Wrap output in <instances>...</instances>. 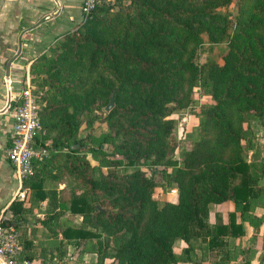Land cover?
Instances as JSON below:
<instances>
[{"label": "trees", "instance_id": "obj_1", "mask_svg": "<svg viewBox=\"0 0 264 264\" xmlns=\"http://www.w3.org/2000/svg\"><path fill=\"white\" fill-rule=\"evenodd\" d=\"M253 1L236 21L222 63L199 64L196 57L202 33L209 30L203 18L227 21L221 9L232 0H129L114 12L97 5L79 29L49 47L51 56L34 60L31 77L43 71L52 78L41 86L50 84L57 92L45 96L30 84L38 95L42 125L33 145L48 155L34 161V172L23 183L27 198L13 199L9 209L13 220H25L33 206L46 202L44 218H33L51 250L45 256L42 246L45 264H64L59 260L68 245L77 262L84 252H93L96 264H108V256L115 264L200 263L192 255L201 242L220 256L215 264H227L232 256L227 238L243 235V226L235 212L228 213L227 223L220 216L209 223V204L232 201L242 220L255 227L264 221V215L249 213L255 204L264 206V184L259 183L264 161L255 174L241 143L246 113L264 127V0ZM198 84L206 86L212 101L202 111L196 139L180 161L168 157L164 162L175 167L169 181L177 187L176 201L159 203L154 183L143 173L104 174L83 158V145L72 148L82 144L74 134L81 114L96 102L107 105L113 94L114 106L104 118L117 125L124 164L163 159L173 127L167 116L190 103ZM44 99L58 106L42 104ZM55 115L60 130L49 137L56 123L47 118ZM111 165L121 163L114 160ZM59 182L64 188L57 189ZM19 235L22 257L35 258L26 231ZM177 239L187 243L180 255L173 250Z\"/></svg>", "mask_w": 264, "mask_h": 264}, {"label": "crops", "instance_id": "obj_2", "mask_svg": "<svg viewBox=\"0 0 264 264\" xmlns=\"http://www.w3.org/2000/svg\"><path fill=\"white\" fill-rule=\"evenodd\" d=\"M80 1L0 0V210L7 208L12 213L9 204L19 184L15 171L5 156L12 128L10 106L16 102L23 87L22 78L24 77V82L29 81L30 66L37 55L42 53L55 38L61 36L64 30L72 27L78 17L74 4ZM10 60L9 73H7V63ZM64 186V183L59 182L57 189H62ZM222 203L215 205L216 208L213 207L215 212L209 211L208 222L215 223L217 216H220L222 222L227 223L228 213L235 212L236 221L242 223L244 230L241 236L227 238V248L232 251L227 264H246V260L250 262L249 264H261V257L264 255V221L255 227L249 219H241L232 201ZM45 206L46 202L40 201L39 205L33 206V212L28 218L21 220L25 224L26 235L31 240L30 252L39 258H41L42 246L46 244L43 242L42 228L34 223L33 218L42 220ZM249 213L264 215V206L255 204ZM34 228H36L35 234ZM176 242L178 246L174 244L173 250L180 255L187 243L181 239ZM201 243L195 246L192 255L200 263L193 260H179L175 264H215L220 256L216 255V250H210L205 243ZM73 250V246L68 245L66 256H62L59 261L64 264H96V253L84 252L77 262L76 255L72 254ZM243 252H246L247 256Z\"/></svg>", "mask_w": 264, "mask_h": 264}, {"label": "rangeland", "instance_id": "obj_3", "mask_svg": "<svg viewBox=\"0 0 264 264\" xmlns=\"http://www.w3.org/2000/svg\"><path fill=\"white\" fill-rule=\"evenodd\" d=\"M127 4L129 0H100L98 5L110 6L111 12H114L119 7V4ZM253 0H232L230 5L226 9H221L227 17L226 20H222L218 17H205L204 23L208 27V32L202 33L203 43L198 50L196 61L199 64H205L211 61H216L222 63V56L225 54L228 46V40L230 36L234 33L237 24L236 21L242 16L243 9H250L253 5ZM81 1L78 4H74L75 10H77L78 17L76 18L74 24L69 29L63 31L61 36L55 38V40L47 45L45 50L37 55V58L42 54L51 56L48 52L49 47L64 36L68 32H74L79 29L84 21L81 14ZM217 9H220L217 8ZM89 19V18H88ZM34 62V61H33ZM32 62V63H33ZM42 71V70H41ZM64 73V72H63ZM36 76V78H35ZM48 78L51 81V76H48L43 71L37 75L29 76L30 84L34 85L40 92L45 91V96L52 97L56 92V89L52 88L50 84H44L41 86V82ZM21 85L24 86V77L22 78ZM42 104H51V107L58 106L53 100L44 99ZM212 101L209 91L205 85L198 84L194 87L192 93V99L187 106L182 108H177L171 112L167 119L173 120V127L170 134L167 137V154L163 159L157 160L153 157L140 159L134 166H126L124 156L122 155L119 145L123 144L121 136L115 135L117 130L116 124H110L104 118L109 110H106V106L100 102H96L92 105V109L83 112L80 117V123L75 130L74 134L76 138L81 141L79 146L83 145L81 148V154L83 158L86 159L92 166H97L104 173L115 172L117 174H130L134 171L141 172L148 178L152 180L153 185V196L158 198L159 203L164 201H176L177 200V187L174 182H170V176L172 175L175 167L171 165H165L164 162L166 158L171 160L180 161L182 158L183 151L190 146L196 139L197 129L200 121L203 118L202 111L204 107ZM49 122H55L56 128L53 131L47 133L50 137L55 132L60 130V122L58 121V115L48 117ZM47 121V122H48ZM44 133H45V129ZM49 142V139L47 140ZM241 143L246 150V160L251 162L255 169L253 172L258 173V166L261 161H264V127L261 121L252 113H246L243 122V137ZM78 146V147H79ZM77 147V148H78ZM80 148V147H79ZM114 160H118L121 166H113L111 163ZM95 175L98 174L97 170H94ZM67 187H72L73 182L70 179L66 180ZM260 184H264V178L260 179ZM67 200V193L62 196ZM223 203H210L209 211L215 212V205H220ZM225 206V205H223ZM209 214V212H208ZM10 222L15 224L17 231L23 236V230H25V224L21 222V219L13 220L11 213L6 212L4 214ZM213 215V214H212ZM34 217L33 215L31 216ZM69 218H73L71 215ZM80 220V219H78ZM22 223V224H21ZM179 240V239H177ZM177 245V242L175 243ZM46 246V255L51 250ZM93 259V257H90ZM89 262V261H88ZM108 264H115L113 257L108 256L104 261ZM104 264V263H103ZM264 264V263H261Z\"/></svg>", "mask_w": 264, "mask_h": 264}, {"label": "built area", "instance_id": "obj_4", "mask_svg": "<svg viewBox=\"0 0 264 264\" xmlns=\"http://www.w3.org/2000/svg\"><path fill=\"white\" fill-rule=\"evenodd\" d=\"M99 1L81 0L83 20L90 18ZM37 98L38 95L33 92L30 82L27 81L20 89L16 102L10 106L12 128L5 156L19 182L13 199L27 198V189L23 183L33 174L34 161L48 155L45 148H36L33 145L34 136L42 126ZM6 212H9L7 208L0 210V264H45L39 257L32 259L22 257L20 233L15 224L4 215Z\"/></svg>", "mask_w": 264, "mask_h": 264}, {"label": "water", "instance_id": "obj_5", "mask_svg": "<svg viewBox=\"0 0 264 264\" xmlns=\"http://www.w3.org/2000/svg\"><path fill=\"white\" fill-rule=\"evenodd\" d=\"M10 62L11 60L7 63V68H6V72L9 73V65H10ZM113 101H114V95L112 94L110 100H109V103L108 105L106 106V110H109L112 105H113ZM79 145L78 144H75L74 146H72V148H77Z\"/></svg>", "mask_w": 264, "mask_h": 264}]
</instances>
